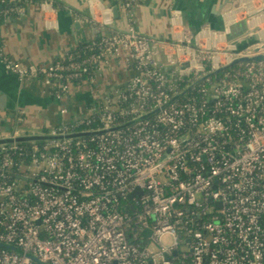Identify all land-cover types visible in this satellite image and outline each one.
Wrapping results in <instances>:
<instances>
[{
    "label": "built area",
    "instance_id": "obj_1",
    "mask_svg": "<svg viewBox=\"0 0 264 264\" xmlns=\"http://www.w3.org/2000/svg\"><path fill=\"white\" fill-rule=\"evenodd\" d=\"M136 1H123L128 27L83 57L27 66L0 47L8 71L59 100L112 61L136 71L85 114L63 105L32 154L0 144V264H264V61L213 73L264 55V37L202 47L186 34L163 59L132 21Z\"/></svg>",
    "mask_w": 264,
    "mask_h": 264
},
{
    "label": "crops",
    "instance_id": "obj_2",
    "mask_svg": "<svg viewBox=\"0 0 264 264\" xmlns=\"http://www.w3.org/2000/svg\"><path fill=\"white\" fill-rule=\"evenodd\" d=\"M18 1L19 10L1 22L0 47L27 66L50 64L130 23L124 0ZM132 11L136 29L155 38L163 59L179 52L175 41L186 34L202 47L227 46L237 39L243 43L251 39L243 36L255 26L260 28L256 36L264 37V0H137ZM135 73L124 59L112 61L95 70L93 81L74 82L71 93L59 100L41 79L21 81L0 57V138L16 128L24 135H47L64 119L63 105L85 114Z\"/></svg>",
    "mask_w": 264,
    "mask_h": 264
},
{
    "label": "water",
    "instance_id": "obj_3",
    "mask_svg": "<svg viewBox=\"0 0 264 264\" xmlns=\"http://www.w3.org/2000/svg\"><path fill=\"white\" fill-rule=\"evenodd\" d=\"M115 12L117 14L118 12V8H115ZM259 26H255L250 28L243 37H251L250 40H246L245 42L241 43L242 41L239 40H234V42H238V46L240 48L243 47H247L250 44H253L255 42L260 41L262 38L260 36H256V33L259 31ZM254 37V38H252ZM252 61H264V55H256V56H242V57H238L236 59H234L233 61H231L230 63L221 66L220 68H217L213 73H218L221 72L229 67H232L240 62H252ZM87 132L84 133H75L72 135H79V134H86ZM55 136H50V135H21V136H17V137H12V136H8V137H2L0 138V144L2 143H9V142H13V141H18V142H22V141H29V140H44V139H50V138H54ZM148 232V231H147ZM0 246H4V244L0 243ZM6 247H8L11 250H14L20 254H24L26 256H29L30 258H32L35 261L40 262L35 256L31 255V254H27L26 252H24L21 248L12 245V244H7L5 245Z\"/></svg>",
    "mask_w": 264,
    "mask_h": 264
},
{
    "label": "trees",
    "instance_id": "obj_4",
    "mask_svg": "<svg viewBox=\"0 0 264 264\" xmlns=\"http://www.w3.org/2000/svg\"><path fill=\"white\" fill-rule=\"evenodd\" d=\"M20 1L17 2V0H0V13H1V16H2V19L0 20V22H2V20L7 17V14H10L12 12H15V11H11L7 14H3L2 11L8 7H11V6H19L20 7ZM100 38V37H99ZM97 38V39H99ZM89 42L87 44H85L84 46H81L79 48H77L79 54L81 57H83L86 53H90L91 52V49H89ZM221 75L218 74V76H215L214 78H218L219 76ZM182 86H184V84H182ZM42 144V143H40ZM20 145L23 147V151H24V154H32L33 153V149H32V143L29 142V141H22L20 142ZM13 178H21L20 175L18 174H15L13 173Z\"/></svg>",
    "mask_w": 264,
    "mask_h": 264
},
{
    "label": "rangeland",
    "instance_id": "obj_5",
    "mask_svg": "<svg viewBox=\"0 0 264 264\" xmlns=\"http://www.w3.org/2000/svg\"><path fill=\"white\" fill-rule=\"evenodd\" d=\"M260 37H262V36L260 35Z\"/></svg>",
    "mask_w": 264,
    "mask_h": 264
}]
</instances>
